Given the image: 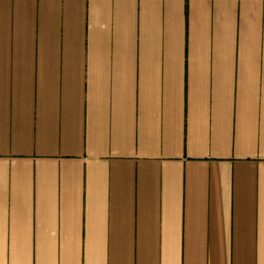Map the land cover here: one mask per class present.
Returning <instances> with one entry per match:
<instances>
[{
  "label": "crops",
  "instance_id": "crops-1",
  "mask_svg": "<svg viewBox=\"0 0 264 264\" xmlns=\"http://www.w3.org/2000/svg\"><path fill=\"white\" fill-rule=\"evenodd\" d=\"M0 264H264V0H0Z\"/></svg>",
  "mask_w": 264,
  "mask_h": 264
}]
</instances>
